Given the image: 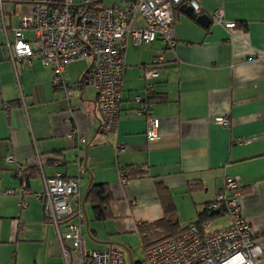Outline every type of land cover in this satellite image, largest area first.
Here are the masks:
<instances>
[{
	"label": "crops",
	"instance_id": "1",
	"mask_svg": "<svg viewBox=\"0 0 264 264\" xmlns=\"http://www.w3.org/2000/svg\"><path fill=\"white\" fill-rule=\"evenodd\" d=\"M131 1L92 2L124 7ZM200 4L197 16L222 10L226 20L246 23L249 30H228L216 22L203 27L181 6L173 11V47L163 39L136 47L128 38L118 125L108 134L93 87L67 100L54 86L50 66L39 60L13 64L15 30L33 8L26 0H0V264H87L92 250L123 252L116 240L163 218L160 195L172 198L187 227L201 213L218 215L211 205L228 179L241 185L243 215L264 251V0ZM144 26L143 17L134 16L132 27ZM25 36L34 39L30 31ZM158 57L164 61L156 65ZM88 69V60L70 62L66 83L83 84ZM154 69L158 77L146 79ZM148 90L161 100H146L150 117L159 122L154 140L140 112L145 106L136 102L137 97L143 102ZM219 117L228 118L229 127L216 124ZM127 167L139 168L140 177L123 184L120 172ZM59 174L79 181L80 194L70 200L75 211L92 185L107 184L112 192L114 218L105 223L84 205L80 250L64 243L66 226L48 214L46 180ZM229 224L226 214L219 215L206 231Z\"/></svg>",
	"mask_w": 264,
	"mask_h": 264
},
{
	"label": "built area",
	"instance_id": "2",
	"mask_svg": "<svg viewBox=\"0 0 264 264\" xmlns=\"http://www.w3.org/2000/svg\"><path fill=\"white\" fill-rule=\"evenodd\" d=\"M26 1L33 9L30 15L20 20L15 30V40L10 46L11 61L14 65L31 66L34 60H39L50 66L54 86L65 92L67 100L80 97L83 87H93L98 93L102 129L108 134L115 132L118 125L127 39L130 38L136 47L151 45L158 39L173 47L176 42L174 9L187 5L196 15L202 13L200 0H133L124 7H99L93 0L81 3L75 0ZM136 15L143 17L144 27H132ZM209 16L228 30L236 28V23L226 20L222 10ZM27 31L34 34L33 40L26 38ZM76 60L89 61L86 79L77 86L67 84L64 79L66 66ZM163 61V57H158L154 63L159 65ZM157 77L155 69L145 75L150 80ZM152 87L150 84L149 89ZM136 102L145 106L140 112L147 118L149 138L154 140L159 122L147 116L149 105L140 97ZM215 123L229 127L230 120L219 117ZM81 142L86 143V139L82 138ZM7 162L13 164L14 158L8 156ZM120 178L123 184L129 182L122 170ZM79 189L78 180L66 179L60 174L46 180L48 214L54 222L59 225L60 221L72 215L79 220V223H70L68 232L62 237L73 250L82 248L84 205L80 201L79 209L75 211L70 204L71 198L80 194ZM241 200V185L235 179H228L211 205L214 210L225 208L230 220L228 227L205 234L206 224L203 232L192 225L184 234L146 249L143 261L137 264H264V251L243 215ZM87 257L84 262L87 264H126L124 253L117 248L92 250Z\"/></svg>",
	"mask_w": 264,
	"mask_h": 264
},
{
	"label": "trees",
	"instance_id": "3",
	"mask_svg": "<svg viewBox=\"0 0 264 264\" xmlns=\"http://www.w3.org/2000/svg\"><path fill=\"white\" fill-rule=\"evenodd\" d=\"M236 28L242 29L243 31H248L249 27L246 23H237ZM147 102H156L161 101L160 96L154 93L152 90H148L147 98L143 101ZM147 116L150 115V107L149 110L146 112ZM139 168L134 167H127V169H122L125 175L128 177L129 180H134L140 177ZM19 174V173H18ZM56 177V176H54ZM52 177V178H54ZM64 178V177H63ZM160 199L162 202V207L164 211V216L157 222L147 224L143 223L139 228V233L143 236V245L144 250L153 247L157 244H160L168 239L175 238L179 235L184 234L190 228V226L195 225L197 226L201 232H203V227L205 224L213 221V219L219 217V215H225V208L221 207L218 211V215H213L209 212L201 213L198 216L197 222L184 227L181 225L180 221L176 216V208L172 198H169V195H160ZM90 205L93 209L94 219L96 221H100L101 223H105L111 218H114V214L112 212V192L111 189L107 184H99V185H92L89 190L87 200L84 201V205ZM77 214V213H75ZM77 220L76 215H72L62 221H60L59 226L62 225L66 226L68 229L69 224ZM219 231V230H218ZM214 232L206 231V227L204 228L205 234H212Z\"/></svg>",
	"mask_w": 264,
	"mask_h": 264
},
{
	"label": "rangeland",
	"instance_id": "4",
	"mask_svg": "<svg viewBox=\"0 0 264 264\" xmlns=\"http://www.w3.org/2000/svg\"><path fill=\"white\" fill-rule=\"evenodd\" d=\"M188 224L189 222L186 223L181 220V225L186 226ZM110 237L113 238L114 235L110 234ZM116 241H119L118 245L123 248L126 264H132V262L138 263L144 259L145 250L143 247V237L139 233L122 235L121 238Z\"/></svg>",
	"mask_w": 264,
	"mask_h": 264
},
{
	"label": "water",
	"instance_id": "5",
	"mask_svg": "<svg viewBox=\"0 0 264 264\" xmlns=\"http://www.w3.org/2000/svg\"><path fill=\"white\" fill-rule=\"evenodd\" d=\"M181 11L184 12L187 16H189L190 18L196 20L199 24H201L203 27H208L212 24V19L209 15H200L197 16L193 10L192 7L187 6V5H183L181 8ZM210 211L212 212L213 210L210 209Z\"/></svg>",
	"mask_w": 264,
	"mask_h": 264
}]
</instances>
